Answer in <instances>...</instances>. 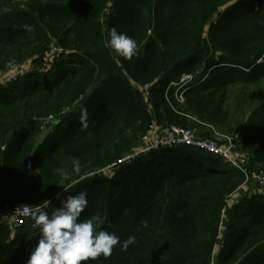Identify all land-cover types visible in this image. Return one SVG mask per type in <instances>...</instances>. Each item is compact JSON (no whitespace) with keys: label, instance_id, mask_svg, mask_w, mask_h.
<instances>
[{"label":"trees","instance_id":"obj_1","mask_svg":"<svg viewBox=\"0 0 264 264\" xmlns=\"http://www.w3.org/2000/svg\"><path fill=\"white\" fill-rule=\"evenodd\" d=\"M112 28L136 40L131 60L109 46ZM53 47L63 52L47 65ZM22 66L25 77L0 81V214L47 201L51 214L86 191L79 219L137 242L83 264H264V195L234 204L224 229L246 175L220 157L166 147L107 170L153 122L195 129L198 119L236 132L250 173L264 172V0H0V80ZM198 72L206 80L178 103L171 85ZM33 224L0 218V264H27Z\"/></svg>","mask_w":264,"mask_h":264},{"label":"clouds","instance_id":"obj_2","mask_svg":"<svg viewBox=\"0 0 264 264\" xmlns=\"http://www.w3.org/2000/svg\"><path fill=\"white\" fill-rule=\"evenodd\" d=\"M109 46L119 57L128 60L133 58L137 50L136 40L126 33L118 32L116 28L110 30ZM81 119L84 122L83 128H86L87 109L83 110ZM80 167L78 160L73 158L74 172L78 173ZM57 171L62 174L64 181L70 180L69 174L63 169ZM87 196L86 191L68 195L51 214L43 211L41 206L36 207L31 213L34 221L32 226L38 229L40 238L27 264H83L101 256L107 258L117 245H120L122 251H127L130 245L137 242L135 235L121 241L115 233L104 230L97 232L92 219L80 220V215L88 204ZM56 198L60 199V195L57 194ZM48 204L47 201L44 207ZM142 223L147 227V221Z\"/></svg>","mask_w":264,"mask_h":264},{"label":"built area","instance_id":"obj_3","mask_svg":"<svg viewBox=\"0 0 264 264\" xmlns=\"http://www.w3.org/2000/svg\"><path fill=\"white\" fill-rule=\"evenodd\" d=\"M109 15V10L106 11L104 14V17H107ZM63 51L57 47H53L52 51L48 54L46 58V64H50L49 60H51L53 57L60 56ZM28 70L26 67H18L14 70H12L8 75H5L1 78V83H7V82H13L18 81L22 77H25L27 75ZM207 76L201 77V72L194 73V74H185L182 76L179 83H173L171 86L177 87L176 91V99L177 102L180 104H184L185 100L183 97V91L179 93L184 88H187L193 84H195L198 81L204 82L206 80ZM149 89V85H145L143 87V91L147 92ZM54 117H49L45 121V127L52 124L54 121ZM206 125V124H202ZM210 127V131L205 133L204 135H200L196 132L193 128H184L180 126H172V127H166L164 129H161L160 126L153 122L149 125L147 132L145 136L142 139V145L135 151L126 154L121 159H119L116 163L110 165L107 170L113 171L114 169L122 166L123 164L129 163L134 161L136 158H138L141 155H144L152 150H158L160 148H166V147H176V146H189L196 149H200L202 151L207 152L208 154L220 157L225 162L231 164L233 167L239 169L242 171L247 179L250 176H253V178L257 179V181L260 183L261 186H264V173L257 172L250 173L249 171V159L248 161H243L239 153L236 149V138L235 135L230 136H222L216 132V130L208 125ZM210 133H213L214 136H211ZM31 169V164L28 165V170ZM101 173L103 171H100ZM41 209L45 211L46 207L42 206ZM36 209H32L30 207H23V208H17L14 210H8L4 212L3 214H0V218L8 221L10 225H12L13 228H19L22 225H24L29 220H33L31 213L35 211ZM228 208H225L223 210V218L227 215ZM222 218V219H223ZM222 233V231H221ZM28 250V249H27ZM215 264V263H212Z\"/></svg>","mask_w":264,"mask_h":264},{"label":"crops","instance_id":"obj_4","mask_svg":"<svg viewBox=\"0 0 264 264\" xmlns=\"http://www.w3.org/2000/svg\"><path fill=\"white\" fill-rule=\"evenodd\" d=\"M192 122L194 123H203L202 121L198 120V119H192ZM204 124V123H203ZM161 129L166 128L165 126H161L159 125ZM195 130L198 134L200 135H204L206 132L210 131L209 126L206 125H197L195 127ZM251 195H264V186H261L260 183L257 181V179L253 178V180H251L248 184H244L242 187H240V189L232 196L229 198L228 201V205H229V209H228V213L230 212L231 207L246 199L249 198ZM227 213V215L223 218L222 220V224H224V229H226L225 227L227 226L228 223V217L229 214ZM223 229V227H222Z\"/></svg>","mask_w":264,"mask_h":264},{"label":"rangeland","instance_id":"obj_5","mask_svg":"<svg viewBox=\"0 0 264 264\" xmlns=\"http://www.w3.org/2000/svg\"><path fill=\"white\" fill-rule=\"evenodd\" d=\"M199 124L200 125H202L203 123H200L199 122ZM199 124L198 123H196V126L198 125L199 126ZM210 128V127H209ZM194 129V128H193ZM47 130V129H46ZM217 132V131H216ZM208 133V132H207ZM218 134H220V135H222V136H230V135H235V136H237L236 135V132H230V133H227V134H223V133H219V132H217ZM210 135L211 136H214L213 135V133H210ZM239 155L241 156V154L239 153ZM242 156H244V155H242ZM241 156V157H242ZM246 157V156H245ZM245 157H242V158H245ZM248 157H246V159H243V161H248ZM250 162V161H249ZM257 170H254V172H252V173H255V174H257V172H262V173H264L263 171H261V167L260 166H258V168H256ZM251 180H253V176H250L248 179H247V177H246V182H245V184H248Z\"/></svg>","mask_w":264,"mask_h":264},{"label":"water","instance_id":"obj_6","mask_svg":"<svg viewBox=\"0 0 264 264\" xmlns=\"http://www.w3.org/2000/svg\"><path fill=\"white\" fill-rule=\"evenodd\" d=\"M52 131H53V126L42 133V135L40 136V140L45 141V139L50 135Z\"/></svg>","mask_w":264,"mask_h":264}]
</instances>
